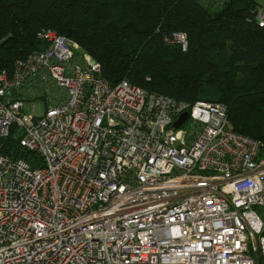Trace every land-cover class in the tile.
<instances>
[{
    "label": "built area",
    "instance_id": "1",
    "mask_svg": "<svg viewBox=\"0 0 264 264\" xmlns=\"http://www.w3.org/2000/svg\"><path fill=\"white\" fill-rule=\"evenodd\" d=\"M37 38L0 71V264H264V143L225 104L113 86L75 42ZM14 127L38 166L1 153Z\"/></svg>",
    "mask_w": 264,
    "mask_h": 264
},
{
    "label": "trees",
    "instance_id": "2",
    "mask_svg": "<svg viewBox=\"0 0 264 264\" xmlns=\"http://www.w3.org/2000/svg\"><path fill=\"white\" fill-rule=\"evenodd\" d=\"M260 1L211 11L200 0H0V71L46 49L37 34L52 29L99 63L111 85L127 79L190 104L223 103L234 131L264 143ZM178 32L187 35L185 50L173 42ZM16 134L14 127L1 153L38 166Z\"/></svg>",
    "mask_w": 264,
    "mask_h": 264
},
{
    "label": "rangeland",
    "instance_id": "3",
    "mask_svg": "<svg viewBox=\"0 0 264 264\" xmlns=\"http://www.w3.org/2000/svg\"><path fill=\"white\" fill-rule=\"evenodd\" d=\"M229 0H200L207 8L211 11H218L221 9ZM261 6L264 8V0L260 1ZM25 112L34 113L35 115L41 116L45 112V102L43 100L35 101L33 104L27 103L25 106Z\"/></svg>",
    "mask_w": 264,
    "mask_h": 264
},
{
    "label": "water",
    "instance_id": "4",
    "mask_svg": "<svg viewBox=\"0 0 264 264\" xmlns=\"http://www.w3.org/2000/svg\"><path fill=\"white\" fill-rule=\"evenodd\" d=\"M190 115L188 112H185L181 115L179 121H177L175 124H174V129L177 130V129H180L184 126V124L188 121Z\"/></svg>",
    "mask_w": 264,
    "mask_h": 264
}]
</instances>
